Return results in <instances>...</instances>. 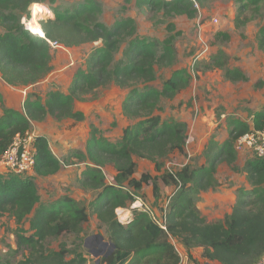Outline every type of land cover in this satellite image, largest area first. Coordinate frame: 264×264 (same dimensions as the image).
<instances>
[{
  "label": "trees",
  "instance_id": "1",
  "mask_svg": "<svg viewBox=\"0 0 264 264\" xmlns=\"http://www.w3.org/2000/svg\"><path fill=\"white\" fill-rule=\"evenodd\" d=\"M47 0H0V74L14 87H28L46 78L52 71V47L42 37L56 40L65 47L100 42L87 58L86 68L74 74L68 92L52 89L45 97L30 91L20 109L3 107L0 116V159L16 136H25L35 122L48 116L54 120L85 119L75 109V102L109 85L128 89L122 109L133 123L127 126L119 141L113 142L92 127L87 151L76 152V158L86 163L79 184L96 191L90 209L107 227L108 238L115 248L94 264H179L180 258L169 240L176 238L191 255L194 248H202V257L221 264H255L264 255V157L248 159L242 168L247 173L250 189H237V202L223 221L209 223L196 206L198 195L219 185L214 178L218 164L226 162L235 171L238 155L235 141L253 127L264 128V108L252 113L254 125L239 119L228 121L229 138L219 143L213 135L205 149L207 165L192 168L186 165L175 171V176L164 172L160 178L176 186L168 203V232L155 224L143 212L133 211L127 220H120L118 208H129L133 201L131 190L137 193L144 185L153 183L155 197H159L158 177L148 172L136 176V158L146 159L161 171L164 159L174 152H185L188 124L173 117L163 118L156 111L163 98H174L186 89L192 75L185 68L175 69L171 76L155 85L157 69L171 65L177 58L173 33L162 40L150 39L136 32L132 17L117 19L113 26L104 23L100 15V0H82L72 7L53 8L54 16L42 20L41 33L25 29L22 15L29 7ZM53 2L54 0H50ZM128 1V0H126ZM201 0H136L138 6H148L153 12L167 16L195 17L196 3ZM260 0H240L235 24L242 28L243 17L252 3ZM125 9V8H124ZM45 9L40 8L42 15ZM42 26V27H41ZM258 48L264 52V26L258 31ZM121 57L117 58L118 52ZM223 67L219 58L215 61ZM226 78L247 80L241 68H227ZM259 81L258 85H262ZM1 98V95H0ZM35 164L33 174L0 173V226L5 215L15 220L13 230L16 253H25L20 264H92L84 255L68 258L66 243L51 249L47 241L64 235L80 234L89 220L88 207L70 195L47 204L41 201L37 177L58 173L65 161L52 151L48 137H34ZM112 164L117 173L115 182H106L104 167ZM29 222V229L25 222Z\"/></svg>",
  "mask_w": 264,
  "mask_h": 264
},
{
  "label": "rangeland",
  "instance_id": "2",
  "mask_svg": "<svg viewBox=\"0 0 264 264\" xmlns=\"http://www.w3.org/2000/svg\"><path fill=\"white\" fill-rule=\"evenodd\" d=\"M80 1L82 0L53 2L47 0L39 3L40 6L32 4L22 15L21 23L31 32H41L38 25H41L42 20L54 16V7H72ZM100 1L103 4L100 18L108 26H113L117 19L132 17L139 35L162 40L170 32L169 24L175 25L173 33H179L173 42L177 58L173 64L157 69L158 77L155 81L157 87H161L175 69L185 68L192 75L191 84L174 98H163L160 109L156 111L163 118L173 117L186 121L188 133L185 152L176 151L164 159L165 165L161 171L156 169L153 162L136 158V174L139 176L141 172L153 173L158 177L159 184V178L164 172L177 171L186 165L192 168L207 165L205 149L211 137L215 135L219 141L220 138L227 136L228 121L233 118L251 124L252 113L264 108V52L258 48L256 40L258 31L264 26V0L249 5L243 16L247 17V22L242 28L235 24L238 8L241 6L240 0H201L195 4L197 8L195 17H188L185 14L167 16L163 10L153 12L148 6H138L136 0ZM40 8L45 9L42 15L39 13ZM3 32L4 28L0 26V33ZM99 45L100 42H91L74 47L62 45L52 48L51 64L54 69L60 71V74L52 75L47 80L49 73L46 78L39 81L40 85L32 86V91L36 89L42 97L52 89L68 92L74 74L78 69L86 68L89 54ZM116 57H121L120 51ZM217 58L222 61L223 67L215 62ZM236 67L241 68L247 80L232 81L226 78V69ZM260 80L263 81L262 85H258ZM127 93L128 89L115 85L100 88L76 100L75 109L85 114L84 120L65 118L57 121L47 118L43 122H35L30 131L34 136L45 134L50 141L51 149L65 161L62 169L55 175L36 178L41 201L49 204L64 194H70L88 207L89 220L83 225L80 234L64 235L47 241V246L51 249H58L61 243H66L68 258L84 255L89 263L94 264L99 258L110 253L111 247L100 245L95 237L102 235L106 241H110L106 225L97 219L89 207L96 191L83 188L79 184L82 163L75 155L78 151H87V142L93 126L111 141L120 140L122 129L126 125L122 105ZM10 103L15 107H22L23 104L19 98L11 100ZM6 105L3 98H0V108ZM250 157L247 153L238 151V168L240 169ZM223 166L220 173L223 180H228L227 174L230 169L225 163ZM3 168L4 166H0V171ZM109 169L111 170V165L105 167L106 178L111 179ZM237 173L239 174L236 181L243 180V172ZM216 182L219 184L217 186L223 184ZM146 186L149 188L140 190L137 194L147 199L146 191L150 190L149 192H153L155 196L153 183ZM171 193L168 190L163 195L159 191V197H155V201L149 204L162 214ZM126 210L124 213L131 216L130 207ZM120 212L123 216V211ZM16 226L12 217L9 215L3 217L0 226V264H20L25 260L27 252H15L16 240L13 230ZM24 226L29 229V222L26 221ZM188 257L194 264H203L206 261L202 254L199 255L197 252H192Z\"/></svg>",
  "mask_w": 264,
  "mask_h": 264
},
{
  "label": "crops",
  "instance_id": "3",
  "mask_svg": "<svg viewBox=\"0 0 264 264\" xmlns=\"http://www.w3.org/2000/svg\"><path fill=\"white\" fill-rule=\"evenodd\" d=\"M57 74H60V71L58 69L52 68V71L50 72L47 80H49V78H51L52 75H57ZM55 80L56 79H54V81ZM41 83H43V82H41ZM38 85H40L39 82L34 84V85H32V86L33 87L34 86L37 87ZM32 86L24 87V89L23 88L21 89V88H18V87H14L12 85H9L2 78V76L0 74V95H1V98H3V100L7 104L6 107H11V108H15V109L22 108L23 105H24V102H25V99L27 97L28 92L32 91ZM33 91L39 93L36 89L33 90ZM18 98L21 100V102H23L22 107H15L12 103H10L11 100L15 101ZM122 111H123V109H122ZM2 114H3V108H0V116ZM124 117H126V116H124ZM47 118L53 119L51 116H48ZM253 118H254V116L252 115L251 116V124H250L251 126L254 125ZM180 121H184V120H180ZM125 122H126V125L122 129V134H123L124 129L127 126L131 125L133 121L131 119H129L128 117H126L125 118ZM122 134H121V136H122ZM228 138H229V133L227 134V136H225L223 138H220L221 140H219V141H218V138L215 136V139H217L216 141L219 142V143H222V142L226 141ZM209 141H208V143H209ZM208 143H207V145H208ZM49 144H50V141H49ZM83 152H85V151H83ZM240 152L247 153V155H250L251 156L250 158H252V155H251V153L248 150L240 151ZM53 153L57 156V154L54 151H53ZM237 155H238V151H237ZM250 158H248V159H250ZM247 160H245V162L240 167V171H238V172H243V180L240 179L239 181H236V177L238 176L239 173H237V171L233 170V168L231 166H229L226 162H221V163L218 164L217 171L214 174V178L218 182H223V184L220 185V186H217L215 188L210 187L206 191H201L199 193L198 199L196 201V206L198 207V209L200 210L201 214L207 219V221L209 223H216V222L223 221L225 219V217L232 212V210H233V208H234V206H235V204L237 202V199H238L237 189L239 187H241V185H243V187H245L246 189H250L251 188V184L249 183L248 178H247V173L242 171V168L244 167V165H245ZM135 161H136V157H135ZM81 163H82L81 165L79 164L80 166H82V168L80 169V178H81L82 172L86 168V163L83 162V161H81ZM136 163H137V161H136ZM224 163H225V165L228 166V169H230V172H228V174H227L228 180H223L222 174L220 173V171L224 168V166H223ZM76 165H78V164H76ZM107 165H111V170L110 169L109 170L111 171L112 178L110 179V178L107 177L106 178V182L109 183V184H112V183L115 182V176H116L117 171H116L115 167L112 164H107ZM236 165L238 166V159H237ZM105 167H104V173H105V175H107L106 171H105ZM7 172H8V170L5 167L0 171V173H7ZM136 172H137V168H136ZM141 173H143V172H141ZM150 174L155 176V174H153V173H150ZM136 176L139 177L138 174H136ZM228 181H231V183H228ZM158 185H159V188H160L159 191H160L161 194L164 195V193L166 191H168V190L170 192H172L170 194L169 198L167 199L166 203L169 202L170 197L173 195L174 191L176 190V186L173 185V184H167V183L163 182V180L161 178H159V184ZM146 188L148 189L149 186L144 185V187L141 190L146 189ZM131 191H133V190H131ZM149 191L150 190L146 191L147 194H148V198L145 199L148 203H150L152 201H155V199H156L155 196L153 195V192H149ZM137 193H135V194H137ZM64 195H70V194H64ZM70 196L75 198L74 195H70ZM124 209L123 208H118L116 210L118 218L120 220H122V221L127 220L128 218H130L133 215V211H132V213L130 214L131 216H127L124 212L127 211L126 209H129V208H124ZM121 210L123 211L122 213H124L123 216H121L122 215L121 212H120ZM157 213H159V212L157 211ZM96 217H97V215H96ZM192 252H197L199 255H201L202 252H203V249L202 248H194L192 250ZM213 263L214 264H221V263H219L217 261L213 262ZM188 264H193V262L190 261Z\"/></svg>",
  "mask_w": 264,
  "mask_h": 264
},
{
  "label": "built area",
  "instance_id": "4",
  "mask_svg": "<svg viewBox=\"0 0 264 264\" xmlns=\"http://www.w3.org/2000/svg\"><path fill=\"white\" fill-rule=\"evenodd\" d=\"M43 38L50 44L52 48L61 47L62 44L56 40H51L42 35ZM34 135L28 132L25 136H16L9 146V148L3 153L0 159V166L7 168L9 172H13L19 175L33 174L35 164V147H34ZM187 143V141H186ZM235 149L237 151L248 150L254 157H264V128L257 129L252 128L247 133L238 137L235 141ZM170 170V169H169ZM170 173L177 178L175 171L170 170ZM133 195V201L130 204L131 211L146 213L150 219L161 227L167 234L168 232V203L162 214L157 213L142 196L130 191ZM169 240L174 245L180 261L179 264H188L190 261L189 254L182 246V244L169 234ZM192 261V260H191ZM194 264V263H193ZM203 264H213L206 260ZM255 264H264V255Z\"/></svg>",
  "mask_w": 264,
  "mask_h": 264
},
{
  "label": "water",
  "instance_id": "5",
  "mask_svg": "<svg viewBox=\"0 0 264 264\" xmlns=\"http://www.w3.org/2000/svg\"><path fill=\"white\" fill-rule=\"evenodd\" d=\"M97 239H98V243L102 246H110L111 247V250L112 251L114 248H115V245L114 243L110 242V241H106L104 236L102 235H97L95 236ZM97 263H99V260L97 261Z\"/></svg>",
  "mask_w": 264,
  "mask_h": 264
},
{
  "label": "bare ground",
  "instance_id": "6",
  "mask_svg": "<svg viewBox=\"0 0 264 264\" xmlns=\"http://www.w3.org/2000/svg\"><path fill=\"white\" fill-rule=\"evenodd\" d=\"M39 33H41V32H39ZM124 214V213H123Z\"/></svg>",
  "mask_w": 264,
  "mask_h": 264
}]
</instances>
